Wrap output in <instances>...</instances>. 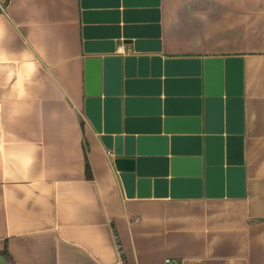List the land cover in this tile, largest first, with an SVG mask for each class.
I'll return each mask as SVG.
<instances>
[{
    "label": "crops",
    "instance_id": "1",
    "mask_svg": "<svg viewBox=\"0 0 264 264\" xmlns=\"http://www.w3.org/2000/svg\"><path fill=\"white\" fill-rule=\"evenodd\" d=\"M97 117L199 169L128 197ZM115 236L123 264H264V0H0V251L114 264Z\"/></svg>",
    "mask_w": 264,
    "mask_h": 264
},
{
    "label": "water",
    "instance_id": "2",
    "mask_svg": "<svg viewBox=\"0 0 264 264\" xmlns=\"http://www.w3.org/2000/svg\"><path fill=\"white\" fill-rule=\"evenodd\" d=\"M94 101L101 102L104 111L117 102L114 98ZM101 119L100 117L94 119V127L98 133H102L100 140L103 145L113 151V165L119 173L120 182L128 197H156L164 189L168 175L172 181H175L183 168L199 169L198 158L179 155L181 149L174 138L169 139L159 134L122 137L118 128L110 132L106 125L102 128ZM105 123L104 121L103 124ZM153 165L158 166L160 175L146 174V169ZM0 264H5L2 257H0Z\"/></svg>",
    "mask_w": 264,
    "mask_h": 264
},
{
    "label": "built area",
    "instance_id": "3",
    "mask_svg": "<svg viewBox=\"0 0 264 264\" xmlns=\"http://www.w3.org/2000/svg\"><path fill=\"white\" fill-rule=\"evenodd\" d=\"M122 52H123V48L120 47V48L117 49V53L118 54H121ZM107 154L109 155V152ZM114 239H115V242H116L117 253H118L119 258H120L119 261L114 263V264H123V262L121 260L122 255H123V251H122L121 245L119 244L118 239H117L116 236L114 237ZM164 264H179V263L177 261H175V260H172V259H165L164 260Z\"/></svg>",
    "mask_w": 264,
    "mask_h": 264
},
{
    "label": "trees",
    "instance_id": "4",
    "mask_svg": "<svg viewBox=\"0 0 264 264\" xmlns=\"http://www.w3.org/2000/svg\"><path fill=\"white\" fill-rule=\"evenodd\" d=\"M85 171L87 175L89 176L90 170H89V165H88V161L86 160V158H85ZM0 257H2L5 260V264H11L10 261L8 260L7 253L5 250L0 251Z\"/></svg>",
    "mask_w": 264,
    "mask_h": 264
}]
</instances>
